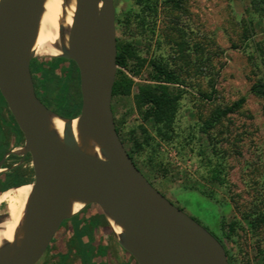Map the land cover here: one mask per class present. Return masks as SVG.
<instances>
[{"label": "rangeland", "instance_id": "rangeland-1", "mask_svg": "<svg viewBox=\"0 0 264 264\" xmlns=\"http://www.w3.org/2000/svg\"><path fill=\"white\" fill-rule=\"evenodd\" d=\"M113 1L119 21L116 40L129 44L147 61L143 74L148 62L161 63L175 73L184 90L172 142L158 138L153 142L156 161L164 171L142 165L151 154L147 148L136 157L141 173L174 206L218 238L230 264H264V98L250 93L258 80L264 82V0L260 13L254 12L252 0L146 1L151 8L137 0ZM44 58L50 63L56 59L33 60ZM65 66L60 63L58 77ZM141 80L133 77L136 84ZM242 97L245 103L237 113L204 131V122L216 108ZM111 105L127 139L141 124L132 97L115 98ZM144 126L154 137L151 126ZM214 169L220 173L216 181L211 179ZM21 170L29 174L30 161H24ZM0 214H6L5 204ZM103 220L97 207L79 212L74 220L93 229L94 261L133 264L112 233L107 234ZM74 221L61 225L38 264H59L63 255L64 264H82Z\"/></svg>", "mask_w": 264, "mask_h": 264}, {"label": "water", "instance_id": "water-1", "mask_svg": "<svg viewBox=\"0 0 264 264\" xmlns=\"http://www.w3.org/2000/svg\"><path fill=\"white\" fill-rule=\"evenodd\" d=\"M47 0H0V96L22 134L33 178L23 216L0 246V264H38L63 222L97 207L121 249L136 264H229L224 247L174 206L135 167L111 109L117 65L113 0H73L55 45L79 73L80 113L64 119L35 94L30 63L37 56ZM72 0H62V10ZM63 123L60 137L52 119ZM76 121L75 127L72 126ZM3 172L0 170V173ZM25 185L12 187L14 189ZM10 188V189H12ZM75 203L82 204L78 213ZM7 215H0V224ZM110 221L121 230L116 234Z\"/></svg>", "mask_w": 264, "mask_h": 264}, {"label": "trees", "instance_id": "trees-1", "mask_svg": "<svg viewBox=\"0 0 264 264\" xmlns=\"http://www.w3.org/2000/svg\"><path fill=\"white\" fill-rule=\"evenodd\" d=\"M137 1L142 2V5L148 7V3L146 2L148 0ZM251 3L253 5L254 12H263V10L260 9V0H252ZM116 47L117 72L112 88L111 104L115 98L132 97L133 105L141 119V124L136 128V130L133 129L129 133L128 138L124 139L121 135L119 124L115 119V114L111 105L116 133L122 145L124 147L128 145V149L126 151L135 167L140 172L141 170L138 167L136 157L147 148L151 150V154L143 162H141L142 165L148 170H163L160 168L162 165L161 162L158 163L156 161V151L153 142L156 138L163 142H172L175 117L184 90L181 88L180 81L175 73L163 64L155 61L148 62V68L146 72H144V75V66L147 61L144 58L138 57L129 44H122L118 39L116 40ZM60 63H64L66 65L63 67L62 77H58L56 73ZM30 72L34 84L35 94L44 106L64 119H75L79 115L81 107L79 73L74 62L67 61L62 58H56L52 61V63H50L47 58L42 59L38 63L35 60H32L30 63ZM133 77L142 78V80L136 84L133 81ZM37 88L40 89L39 92H37ZM215 92L216 91L212 86L211 94H214ZM250 93L256 97L264 98V82L262 80H258V82L251 87ZM202 97L209 99L210 96L203 95ZM244 103L245 98L242 97L229 106L216 108V110L210 115L209 119L204 122V131L214 128L228 115L237 113L242 108ZM12 122L14 124L15 131L19 134L21 140H23L22 134L13 119ZM145 123H148L151 126L154 137L150 135V132L144 126ZM25 161H30V159L27 158ZM219 175V171L214 169L213 177L211 179L216 181L219 179ZM32 176V170H30L29 174H27V172L22 171L21 169L19 174H9L6 177V184L2 191L8 190L12 187L28 184L32 181ZM91 207H87L85 209L87 210ZM75 217L76 216L72 218L73 221L75 220ZM79 221H74V236L77 240L78 255L81 263L97 264L94 261V254L95 251H97V247L95 246L96 244L94 243V238L92 236L93 229H90L89 226L85 224L84 226L80 225ZM95 227L98 228L97 225H95ZM230 228H233V226ZM105 231L108 235L111 233L108 226H105ZM55 237L53 239H55ZM220 244L222 245L221 242ZM84 251H86V255L84 254ZM126 255L130 258L133 264H136L129 254L126 253ZM66 258L67 257L65 255L59 256V264H64ZM228 263L230 264L229 260Z\"/></svg>", "mask_w": 264, "mask_h": 264}, {"label": "bare ground", "instance_id": "bare-ground-1", "mask_svg": "<svg viewBox=\"0 0 264 264\" xmlns=\"http://www.w3.org/2000/svg\"><path fill=\"white\" fill-rule=\"evenodd\" d=\"M74 11L73 0L62 10V0H47L40 22L38 40L36 43L37 56H57L60 54L55 45L58 41L60 23L67 28L71 22ZM76 121L72 126L75 127ZM52 125L61 137L63 123L58 119H52ZM31 186L25 185L17 189H8L0 194V206L5 204L7 218L0 224V246L4 241H10L12 234L18 226L24 212L25 204L30 194ZM82 204L75 203L73 212L78 213ZM110 225L116 234L121 232L120 228L110 221Z\"/></svg>", "mask_w": 264, "mask_h": 264}, {"label": "flooded vegetation", "instance_id": "flooded-vegetation-1", "mask_svg": "<svg viewBox=\"0 0 264 264\" xmlns=\"http://www.w3.org/2000/svg\"><path fill=\"white\" fill-rule=\"evenodd\" d=\"M116 24L118 26L119 21L118 23H116V12H115V27H116ZM22 146H23V140H21V137L15 131L14 124L9 115V112L7 108L1 103V100H0V161L5 156V154L11 151H15L21 148ZM27 158H29L28 155L22 158L15 154H10L8 155L7 158H5V160L3 161L1 165V169H0L1 171H3L0 173V194L4 192L2 191V189L6 184L7 175L12 174V173L19 174L20 169L22 168V165ZM213 236L218 240V238L215 235Z\"/></svg>", "mask_w": 264, "mask_h": 264}]
</instances>
